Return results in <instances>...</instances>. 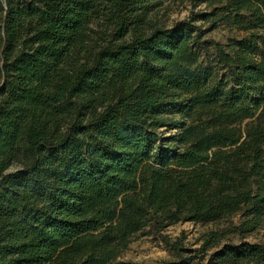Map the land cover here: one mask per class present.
I'll return each instance as SVG.
<instances>
[{
  "label": "trees",
  "instance_id": "1",
  "mask_svg": "<svg viewBox=\"0 0 264 264\" xmlns=\"http://www.w3.org/2000/svg\"><path fill=\"white\" fill-rule=\"evenodd\" d=\"M164 1L0 0V264H131L145 227L178 256L162 264H189L166 226L264 230V0L170 27ZM198 20L241 35L206 41ZM209 264H264V244Z\"/></svg>",
  "mask_w": 264,
  "mask_h": 264
},
{
  "label": "rangeland",
  "instance_id": "2",
  "mask_svg": "<svg viewBox=\"0 0 264 264\" xmlns=\"http://www.w3.org/2000/svg\"><path fill=\"white\" fill-rule=\"evenodd\" d=\"M222 2L212 0H167L162 3L158 10L151 14L160 26L170 27L175 22L185 19L189 13H208L213 8L221 5ZM197 24L204 29L203 39L218 43H225L233 36H240L241 33L226 24L213 26L205 20H198ZM96 34H92V39H97ZM201 53L204 61H213V49L210 43L202 46ZM172 130L171 132H173ZM161 129L162 136H168L169 133ZM20 168L19 164H13L9 171ZM242 220L241 212L216 222L194 223L179 222L166 226L163 233L168 235L171 241H174L181 232L184 233V249L181 256L187 258L189 264H209L212 254L221 248L225 243H260L264 244V230L256 229L244 236L238 235L233 229ZM217 233V241L212 245L202 248L201 245L209 233ZM178 256L162 241L155 238L145 227L135 234L129 240L126 249L117 258V261L129 262L131 264H162L165 261H177Z\"/></svg>",
  "mask_w": 264,
  "mask_h": 264
}]
</instances>
